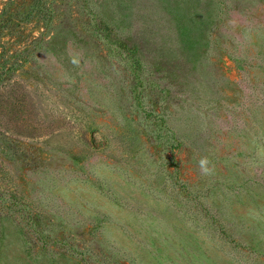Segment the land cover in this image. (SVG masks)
<instances>
[{"label":"rangeland","instance_id":"1","mask_svg":"<svg viewBox=\"0 0 264 264\" xmlns=\"http://www.w3.org/2000/svg\"><path fill=\"white\" fill-rule=\"evenodd\" d=\"M0 26V264H264V0H0Z\"/></svg>","mask_w":264,"mask_h":264},{"label":"clouds","instance_id":"2","mask_svg":"<svg viewBox=\"0 0 264 264\" xmlns=\"http://www.w3.org/2000/svg\"><path fill=\"white\" fill-rule=\"evenodd\" d=\"M73 64H78L79 61L76 59L72 60ZM198 167L202 175H212L215 171L214 165L208 157H201L198 161Z\"/></svg>","mask_w":264,"mask_h":264},{"label":"trees","instance_id":"3","mask_svg":"<svg viewBox=\"0 0 264 264\" xmlns=\"http://www.w3.org/2000/svg\"><path fill=\"white\" fill-rule=\"evenodd\" d=\"M0 28H1V26H0ZM2 59H3L2 55L0 54V79L3 75H5V73H7L8 71H10L13 68V67L11 68V66H8L6 63L2 62L1 61ZM18 64L21 65L22 63L19 62ZM0 85H1V83H0Z\"/></svg>","mask_w":264,"mask_h":264}]
</instances>
